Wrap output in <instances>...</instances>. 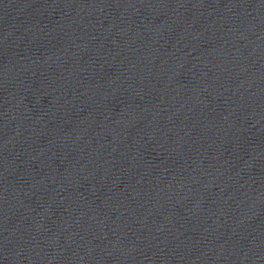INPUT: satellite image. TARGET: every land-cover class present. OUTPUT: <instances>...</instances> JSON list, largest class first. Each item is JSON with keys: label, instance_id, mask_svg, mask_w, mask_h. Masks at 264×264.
I'll use <instances>...</instances> for the list:
<instances>
[{"label": "water", "instance_id": "water-1", "mask_svg": "<svg viewBox=\"0 0 264 264\" xmlns=\"http://www.w3.org/2000/svg\"><path fill=\"white\" fill-rule=\"evenodd\" d=\"M0 264H264V0H0Z\"/></svg>", "mask_w": 264, "mask_h": 264}]
</instances>
